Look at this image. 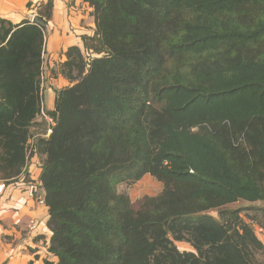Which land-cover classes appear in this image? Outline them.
<instances>
[{
  "label": "trees",
  "instance_id": "obj_1",
  "mask_svg": "<svg viewBox=\"0 0 264 264\" xmlns=\"http://www.w3.org/2000/svg\"><path fill=\"white\" fill-rule=\"evenodd\" d=\"M84 1L95 33L68 48L34 143L46 28L0 19V180L44 156L46 264H260L230 205L264 201V0ZM145 175L164 188L135 208L118 186Z\"/></svg>",
  "mask_w": 264,
  "mask_h": 264
},
{
  "label": "crops",
  "instance_id": "obj_2",
  "mask_svg": "<svg viewBox=\"0 0 264 264\" xmlns=\"http://www.w3.org/2000/svg\"><path fill=\"white\" fill-rule=\"evenodd\" d=\"M47 1L0 0V19L10 20L15 24L27 18L32 20L38 15L40 5ZM29 3H32V8ZM91 13L92 8L84 0H54L53 18L46 28L49 40H46L43 75L47 66L46 51L53 58L52 52L58 51L61 46L66 51L73 45L81 47L82 36L95 33L96 26ZM66 59L67 57L64 61ZM37 156L34 155L35 158ZM28 172L30 180H26L25 174L9 184L0 180V264H38L44 259L43 252L50 245L52 232L47 226L48 207L39 201L44 198L45 192L39 187L40 178L33 187L31 180H34V175ZM41 173L40 166L36 179ZM179 243L183 244L184 250H190L189 244Z\"/></svg>",
  "mask_w": 264,
  "mask_h": 264
},
{
  "label": "rangeland",
  "instance_id": "obj_3",
  "mask_svg": "<svg viewBox=\"0 0 264 264\" xmlns=\"http://www.w3.org/2000/svg\"><path fill=\"white\" fill-rule=\"evenodd\" d=\"M46 34H47L46 40H49V33L47 30H46ZM92 35H94V33L91 34L90 36ZM56 41L58 40L56 39ZM47 48H48V41H47ZM81 48H84V46H81ZM66 52L67 51L61 46V48L58 49V51L56 50L52 52L54 53V57L51 58L49 51H46L45 65L47 66H46L45 74L42 77L44 109L41 116L37 118V124L32 129L33 143L40 136L48 137L50 135L51 133L50 129L51 126L54 124V121L45 112L48 109L50 110L54 109L57 91L71 85L70 81L61 74V69H62L61 64L66 58ZM90 54L92 56H98L92 52ZM52 67H54L53 68L55 69L54 71ZM43 158L44 156H42V158L38 156L37 158H35L33 155V157H31L29 160L27 171H30L34 175L33 177L34 180H31L33 187L34 185L36 186L39 181L40 176L37 177L38 179L37 180L36 173L40 172V166ZM163 188H164L163 183H161L151 175H145L142 179L134 183L131 184L124 183L118 186V190L120 192H125L130 196L133 206L135 208H139L146 197L148 196L153 197L159 195L162 192ZM39 201H41L40 203L44 205V198H41ZM230 207L239 208L241 210L244 219L246 221H249L254 226L258 236L264 241V201H258V202L239 201L237 203L230 205ZM212 215L216 217L218 216L217 212L215 211L212 212ZM183 243L188 245V243L186 242ZM178 245L177 246L179 247V249L181 251H184L183 244L178 242ZM187 251H194L191 245H190V250ZM43 257L44 259L42 261H39L38 264H46L45 261L47 258L52 259L53 261H55V263H57L56 261H58L57 258H53V256L50 255L48 248L44 250ZM259 259H260L259 263L264 264V256L259 257ZM33 263L34 262H32V264Z\"/></svg>",
  "mask_w": 264,
  "mask_h": 264
},
{
  "label": "water",
  "instance_id": "obj_4",
  "mask_svg": "<svg viewBox=\"0 0 264 264\" xmlns=\"http://www.w3.org/2000/svg\"><path fill=\"white\" fill-rule=\"evenodd\" d=\"M32 21H33L34 23H37V24H39V25H41V26L47 28V24H46L41 18H39V17H37V16H35V17L32 19Z\"/></svg>",
  "mask_w": 264,
  "mask_h": 264
},
{
  "label": "built area",
  "instance_id": "obj_5",
  "mask_svg": "<svg viewBox=\"0 0 264 264\" xmlns=\"http://www.w3.org/2000/svg\"><path fill=\"white\" fill-rule=\"evenodd\" d=\"M52 130L50 129V132H51Z\"/></svg>",
  "mask_w": 264,
  "mask_h": 264
}]
</instances>
